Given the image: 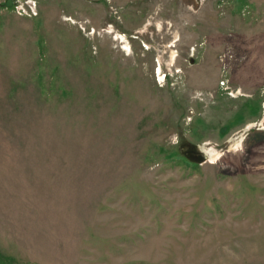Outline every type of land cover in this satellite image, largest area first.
<instances>
[{"label":"rangeland","instance_id":"374dc122","mask_svg":"<svg viewBox=\"0 0 264 264\" xmlns=\"http://www.w3.org/2000/svg\"><path fill=\"white\" fill-rule=\"evenodd\" d=\"M0 264H264V0H0Z\"/></svg>","mask_w":264,"mask_h":264}]
</instances>
